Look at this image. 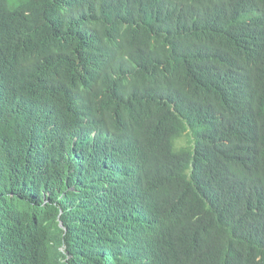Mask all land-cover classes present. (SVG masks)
Returning a JSON list of instances; mask_svg holds the SVG:
<instances>
[{"label": "trees", "instance_id": "trees-1", "mask_svg": "<svg viewBox=\"0 0 264 264\" xmlns=\"http://www.w3.org/2000/svg\"><path fill=\"white\" fill-rule=\"evenodd\" d=\"M0 264H264V0H0Z\"/></svg>", "mask_w": 264, "mask_h": 264}, {"label": "clouds", "instance_id": "clouds-1", "mask_svg": "<svg viewBox=\"0 0 264 264\" xmlns=\"http://www.w3.org/2000/svg\"><path fill=\"white\" fill-rule=\"evenodd\" d=\"M74 142L76 143L77 142V139L76 138H74ZM60 227H62V225L60 224ZM61 251H63V249L61 248L60 249Z\"/></svg>", "mask_w": 264, "mask_h": 264}]
</instances>
